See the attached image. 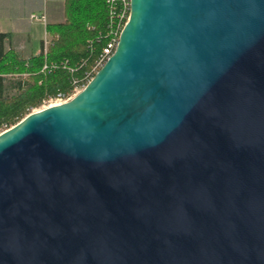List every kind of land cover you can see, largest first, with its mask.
I'll use <instances>...</instances> for the list:
<instances>
[{
  "label": "water",
  "instance_id": "1",
  "mask_svg": "<svg viewBox=\"0 0 264 264\" xmlns=\"http://www.w3.org/2000/svg\"><path fill=\"white\" fill-rule=\"evenodd\" d=\"M0 264H264V0H130L93 77L0 134Z\"/></svg>",
  "mask_w": 264,
  "mask_h": 264
},
{
  "label": "trees",
  "instance_id": "2",
  "mask_svg": "<svg viewBox=\"0 0 264 264\" xmlns=\"http://www.w3.org/2000/svg\"><path fill=\"white\" fill-rule=\"evenodd\" d=\"M62 22L46 24L47 50L27 58L6 49L11 33L0 32V125H14L50 96L83 84L106 42L105 0H65ZM102 33V35H100ZM10 80V81H9ZM16 92L7 94V84Z\"/></svg>",
  "mask_w": 264,
  "mask_h": 264
},
{
  "label": "crops",
  "instance_id": "3",
  "mask_svg": "<svg viewBox=\"0 0 264 264\" xmlns=\"http://www.w3.org/2000/svg\"><path fill=\"white\" fill-rule=\"evenodd\" d=\"M64 1L0 0V32L11 33L10 38L4 41L5 48H13L24 58L41 52L47 32L46 24L64 20ZM22 6H27L29 17L33 13L45 14L46 22L32 18L27 22L22 15ZM40 26L45 27L44 36L39 34Z\"/></svg>",
  "mask_w": 264,
  "mask_h": 264
},
{
  "label": "built area",
  "instance_id": "4",
  "mask_svg": "<svg viewBox=\"0 0 264 264\" xmlns=\"http://www.w3.org/2000/svg\"><path fill=\"white\" fill-rule=\"evenodd\" d=\"M107 6V21L105 26V32L103 35L106 37L105 45L102 48L101 53L96 58L92 70L86 73L87 80L83 84L75 82L74 88L67 94L59 92L55 96H50L51 103H61L70 99L75 95L97 72V70L106 62L108 57L113 53L118 40L120 32L129 19L130 15V0H105ZM30 18L34 20H41L46 22L45 14H31ZM102 35V33H100ZM47 105V106H48ZM11 125L3 124L0 125V132L9 129Z\"/></svg>",
  "mask_w": 264,
  "mask_h": 264
},
{
  "label": "rangeland",
  "instance_id": "5",
  "mask_svg": "<svg viewBox=\"0 0 264 264\" xmlns=\"http://www.w3.org/2000/svg\"><path fill=\"white\" fill-rule=\"evenodd\" d=\"M50 4H52V3H50ZM21 11H23V14H22V15H23L24 17H26L25 20L28 22V20L30 19V17H29L30 14H29V10L27 9V6H22ZM27 17H28V18H27ZM64 20H65V17H64ZM64 20H63V21H64ZM39 34H40V36H44V34H45V27L40 26ZM51 38H52V37L50 36V34H48V33L46 32V37H45L44 40H43V42H44V50H45V51L47 50V46H48V44H49ZM9 81H10V80H9ZM14 92H16V89H15L13 86L10 85V82H8V84H7V89H6V93L10 95V94H12V93H14ZM50 102H51V99L48 98V99L44 100V101H43L38 107H35L34 109H32V111L35 110V109H39V108L45 107V106H47L48 104H50Z\"/></svg>",
  "mask_w": 264,
  "mask_h": 264
},
{
  "label": "bare ground",
  "instance_id": "6",
  "mask_svg": "<svg viewBox=\"0 0 264 264\" xmlns=\"http://www.w3.org/2000/svg\"><path fill=\"white\" fill-rule=\"evenodd\" d=\"M53 104H56V103H53ZM52 103H51V105H53ZM13 126V125H12ZM11 127V126H10ZM7 130V129H6ZM6 130H3L2 132H4V131H6ZM2 132H0V134L2 133Z\"/></svg>",
  "mask_w": 264,
  "mask_h": 264
}]
</instances>
